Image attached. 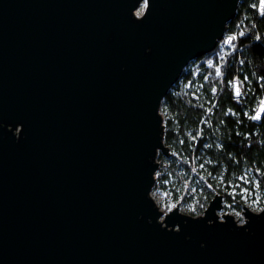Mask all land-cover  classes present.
<instances>
[{"label": "water", "instance_id": "95a60500", "mask_svg": "<svg viewBox=\"0 0 264 264\" xmlns=\"http://www.w3.org/2000/svg\"><path fill=\"white\" fill-rule=\"evenodd\" d=\"M0 0V264H264V204L164 212L160 104L239 0Z\"/></svg>", "mask_w": 264, "mask_h": 264}, {"label": "trees", "instance_id": "16d2710c", "mask_svg": "<svg viewBox=\"0 0 264 264\" xmlns=\"http://www.w3.org/2000/svg\"><path fill=\"white\" fill-rule=\"evenodd\" d=\"M256 4L257 0H239L225 29L235 35L232 49L220 59L215 47L190 60L161 101L171 115L163 136L170 155L159 152L157 158L167 161L174 174L181 168L178 178L189 180L187 188L193 182L196 189L201 187L199 212L217 178L227 185L239 181L249 168L264 197V108L259 119H253L264 98V9L259 12ZM235 76L239 96L234 93ZM263 204L261 199L260 207Z\"/></svg>", "mask_w": 264, "mask_h": 264}, {"label": "rangeland", "instance_id": "374dc122", "mask_svg": "<svg viewBox=\"0 0 264 264\" xmlns=\"http://www.w3.org/2000/svg\"><path fill=\"white\" fill-rule=\"evenodd\" d=\"M234 45V40L230 41L229 44L225 42V39H220L216 45V52L218 59L221 55L226 54L231 50L230 47ZM213 61V57L209 60ZM199 61L190 63L189 66H195ZM160 112L163 118L164 131L166 129V120L171 115L161 106ZM158 167L154 172L155 181L151 189V195L155 199L157 205L161 210L166 212L177 203L179 210L197 215L199 212L201 203H198V199L201 195V187L196 189L197 182L191 183V188H187L189 183L187 181L183 182L179 175L183 174L181 168L176 170V174L172 173L169 169L168 162L157 158ZM191 182V181H190ZM215 186L213 187L212 196L215 193L223 194V207L218 211L219 214L223 212H230L235 218L241 216V206L240 202L247 205L252 210H259L260 201H264L263 192L259 187V183L256 175L252 169H247V171L240 176L239 181L230 182L227 185L221 181L219 178L215 180ZM204 196V195H203ZM211 196V197H212ZM229 197L227 199L226 197ZM237 205L240 207L238 208Z\"/></svg>", "mask_w": 264, "mask_h": 264}, {"label": "built area", "instance_id": "2783aa9c", "mask_svg": "<svg viewBox=\"0 0 264 264\" xmlns=\"http://www.w3.org/2000/svg\"><path fill=\"white\" fill-rule=\"evenodd\" d=\"M144 8H145V1L142 0L141 3L138 5V7H136L134 10H133V13L135 16H140L143 11H144ZM256 8L259 12H262L263 9H264V0H257V4H256ZM263 36H264V29H263V32H262ZM234 33H231V32H225L223 37L221 39H225V42L227 44H229V42L233 39L234 37ZM232 38V39H230ZM233 47V46H232ZM232 47H230L232 49ZM222 56V55H221ZM210 62V61H209ZM233 87H234V93L236 95V89L237 87L239 88V91H240V87L237 83V77L235 76L233 78ZM237 96V95H236ZM264 108V98L262 100L259 101V103L257 104L256 108H255V112L253 114V117L257 116L258 114L260 115V112L261 110Z\"/></svg>", "mask_w": 264, "mask_h": 264}, {"label": "snow or ice", "instance_id": "6c2138e0", "mask_svg": "<svg viewBox=\"0 0 264 264\" xmlns=\"http://www.w3.org/2000/svg\"><path fill=\"white\" fill-rule=\"evenodd\" d=\"M230 39H232V38H230ZM236 95H237V96L240 95V91H239V88H238V87H237V89H236ZM253 119H259V114H258L257 116H255V117H253Z\"/></svg>", "mask_w": 264, "mask_h": 264}]
</instances>
